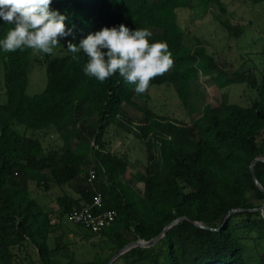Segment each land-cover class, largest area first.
Segmentation results:
<instances>
[{
	"label": "trees",
	"instance_id": "trees-1",
	"mask_svg": "<svg viewBox=\"0 0 264 264\" xmlns=\"http://www.w3.org/2000/svg\"><path fill=\"white\" fill-rule=\"evenodd\" d=\"M215 1L53 0L50 5V10L67 18L66 29L74 26L78 39L124 24L131 30L151 31L150 43L166 41L173 65L149 86H173L184 106L196 96L193 84L201 76L216 73L214 81L221 88L248 83L254 77L250 84L259 94L249 107L230 103L226 94L218 106L206 105L191 124L145 110L136 132L147 151L145 172L136 174L143 184L141 192L122 180L132 177L130 166L107 152L103 139L109 126L130 130L123 105L139 108L133 100L135 85L125 83L118 73L101 83L83 72L88 57L82 51L76 53L77 60L69 52L52 59L47 56L46 88L30 96L33 49L7 53L0 48L7 95V102L0 104V264H15L13 247L26 240L36 245L44 264H56L48 247L50 216L29 190L33 177L45 171L50 176L41 183L47 188L48 181L63 187L85 175L81 198L58 199L61 216L90 206L98 194L102 206L95 212L117 213L112 226L96 234L108 239L112 252L94 264H109L126 246L158 238L181 218L186 219L156 244L133 248L113 264H251L249 244L264 249V162L254 166L262 188L251 169L256 159L264 158V68L256 73L257 80L251 73L228 78L204 47L192 50L186 45L178 20L179 9ZM13 27L0 19V41ZM94 117L98 119L85 131L83 124ZM51 129L61 134L64 143L61 149L46 153L42 141L33 135ZM92 152L98 177L88 184L85 167ZM233 210L241 211L225 223ZM255 260L264 264L263 257Z\"/></svg>",
	"mask_w": 264,
	"mask_h": 264
},
{
	"label": "rangeland",
	"instance_id": "rangeland-1",
	"mask_svg": "<svg viewBox=\"0 0 264 264\" xmlns=\"http://www.w3.org/2000/svg\"><path fill=\"white\" fill-rule=\"evenodd\" d=\"M178 10V20L185 30L186 45L195 50L202 46L207 53L216 59L218 67L226 73L228 78L234 79L239 74H257L264 68V2L254 3L252 0H218L209 4H198ZM68 37L67 40H71ZM67 40H61L54 48L53 53L44 54L33 49L32 63L30 65V82L27 94L30 96L42 93L47 85V56L48 59L62 57L69 53ZM77 37L72 42L79 44ZM37 59L39 61H37ZM255 71V72H254ZM254 72V73H253ZM257 73V74H256ZM216 73L212 76H201L193 84L195 97H191L187 106H184L176 95L173 86H149L143 94L134 91V102L139 106L135 108L123 105L126 116V126H109L104 135L105 150L124 158L129 166L131 178H122L136 190L141 192L143 184L136 179V174L145 172L147 167V151L145 143L136 135L137 128L145 118V110L153 111L157 116L191 124L193 120L202 115L206 105L218 106L224 95L228 101L243 107H249L258 97L257 88L250 82L235 83L221 88L214 81ZM7 102L4 81V66L0 60V104ZM194 108V109H193ZM98 118H89L83 124V129L89 131L90 124ZM24 129L23 127H20ZM25 130V129H24ZM30 136L33 132H30ZM45 148L46 153L63 147V138L56 129L34 133ZM93 144H95L93 140ZM74 147L76 143H73ZM95 148V146L93 145ZM97 164V159L90 155L85 171ZM48 171L42 175H35L30 182L31 197L38 202L50 216L52 229L48 238V247L52 252V260L56 264H94L102 256L112 252L108 239L103 235H96L71 221L68 216H61L58 199L69 196L74 199L81 198L80 190L85 186V175H81L72 183L60 187L48 181ZM250 200L257 203L253 194ZM61 213V214H60ZM253 243L249 244L250 263L257 264L255 259L264 258L262 246L257 250ZM15 264H44L39 249L31 241H19L13 247Z\"/></svg>",
	"mask_w": 264,
	"mask_h": 264
},
{
	"label": "clouds",
	"instance_id": "clouds-1",
	"mask_svg": "<svg viewBox=\"0 0 264 264\" xmlns=\"http://www.w3.org/2000/svg\"><path fill=\"white\" fill-rule=\"evenodd\" d=\"M53 0H0V19L12 24V30L0 41V48L7 53L18 49H37L51 54L61 40H67V50L83 52L88 57L83 66L85 75L103 83L118 73L125 83L135 85V92L143 94L149 83L162 76L173 65L172 53L166 41L150 43L151 31L146 28L129 29L124 24L102 28L79 40L73 28H67V19L58 10H50ZM106 50V51H105Z\"/></svg>",
	"mask_w": 264,
	"mask_h": 264
},
{
	"label": "built area",
	"instance_id": "built-area-1",
	"mask_svg": "<svg viewBox=\"0 0 264 264\" xmlns=\"http://www.w3.org/2000/svg\"><path fill=\"white\" fill-rule=\"evenodd\" d=\"M88 184H93L98 177L96 165L87 170ZM102 206V196L96 195L93 204L82 209H76L68 215L69 221L72 223L83 226L94 234H99L105 229L112 226L117 213L113 210L96 213L95 210Z\"/></svg>",
	"mask_w": 264,
	"mask_h": 264
},
{
	"label": "water",
	"instance_id": "water-1",
	"mask_svg": "<svg viewBox=\"0 0 264 264\" xmlns=\"http://www.w3.org/2000/svg\"><path fill=\"white\" fill-rule=\"evenodd\" d=\"M258 161H262V162H264V158L256 159V160L254 161V163H253L251 169H252V173H253V176H254V179H255L257 185H258L260 188H262V186L260 185V183H259V181H258V179H257V177H256L255 170H254V166H255V164H256ZM263 208H264V206H263ZM239 211H241V210H233V211H231V212L227 215L226 220H225V223L227 222V219L231 216V214H233V213H235V212H239ZM185 219H186V218H181V219L176 220L174 223H172V224L169 225L167 228H165V230L163 231V233H162L158 238H156V239H154V240H152V241H150V242L137 241V242H134V243H132V244L126 246L125 248H123L122 250H120V252H119L118 254H116V255L114 256V258L109 262V264H113L114 261H115L116 259H118L120 256H122L123 254H125L126 252L130 251V250L133 249V248H136V247H150V246H153V245L156 244L159 240H161V239H163V238L165 237L167 231H168L173 225H175V224H177L178 222H180V221H182V220H185ZM195 224H197V225L200 226V227L205 228V227H204L203 225H201V224H198V223H195Z\"/></svg>",
	"mask_w": 264,
	"mask_h": 264
}]
</instances>
